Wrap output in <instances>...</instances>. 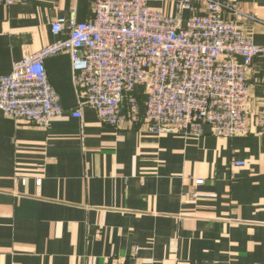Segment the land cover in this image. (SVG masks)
I'll return each instance as SVG.
<instances>
[{
	"label": "crops",
	"instance_id": "1",
	"mask_svg": "<svg viewBox=\"0 0 264 264\" xmlns=\"http://www.w3.org/2000/svg\"><path fill=\"white\" fill-rule=\"evenodd\" d=\"M93 1L0 4V76L56 40L55 19L91 20ZM223 1L238 14L221 17L264 46V0ZM44 68L62 115L40 129L0 112V264H264V56L248 75V131L232 138L114 128L86 106L73 118L69 56Z\"/></svg>",
	"mask_w": 264,
	"mask_h": 264
},
{
	"label": "built area",
	"instance_id": "2",
	"mask_svg": "<svg viewBox=\"0 0 264 264\" xmlns=\"http://www.w3.org/2000/svg\"><path fill=\"white\" fill-rule=\"evenodd\" d=\"M223 11L238 14L223 0H94L91 20L55 19L56 40L0 76V112L19 125L48 128L63 110L44 62L65 53L78 96L73 118L86 106L103 124L138 125L154 136L200 137L205 128L221 138L245 135L248 75L264 46L224 20ZM257 124L264 133V112Z\"/></svg>",
	"mask_w": 264,
	"mask_h": 264
}]
</instances>
